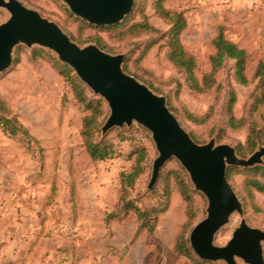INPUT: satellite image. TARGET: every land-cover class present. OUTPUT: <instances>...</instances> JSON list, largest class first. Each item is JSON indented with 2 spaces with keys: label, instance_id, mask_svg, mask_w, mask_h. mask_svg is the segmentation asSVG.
<instances>
[{
  "label": "rangeland",
  "instance_id": "rangeland-1",
  "mask_svg": "<svg viewBox=\"0 0 264 264\" xmlns=\"http://www.w3.org/2000/svg\"><path fill=\"white\" fill-rule=\"evenodd\" d=\"M21 1L58 22L80 45L100 40L106 44L105 51L125 53L124 69L126 66L131 75L165 95L198 143L213 137L219 143H241L247 151L242 157L264 145V140H257L255 149H247L252 126H264V106L250 115L257 85L252 77L258 62L264 61V0H162L167 10L180 12L187 20L181 41L195 56L200 78L212 69L213 41L221 27L229 39L249 52L250 84L235 79V61L228 60L216 74L217 85L202 92L190 87L186 74L169 58L171 23L160 13L159 0H136L131 15L107 27L83 23L61 0ZM8 17L9 12L0 8V23ZM138 23L154 29L137 27ZM36 49L44 53L35 55ZM58 62L65 64L51 50L21 44L16 47L13 65L0 73V118H17L29 133L21 130L9 135L0 122V264H196L191 257L179 255L175 244L181 234L189 239L193 226L206 216V198L195 190L175 158L162 168L155 186L148 188L157 156L151 132L134 124L103 135L101 127L109 113L97 137L111 143L114 153L105 160H93L81 134L88 112L79 103L70 79L61 74ZM72 75H76L74 70ZM85 86L89 95L102 98ZM233 93V113L244 119L239 127L229 122ZM188 113L208 120L192 122ZM142 146L149 152L145 172L126 190L122 174L133 169L137 154L130 156ZM239 168L232 171L231 183L245 198L240 200L246 203L248 223L264 229V193L249 196L250 174L243 169L247 167ZM172 170L168 179L161 178ZM177 172L180 178L184 172L192 185L191 203L181 194ZM123 193L135 206L156 208L150 216H159L154 231L137 232V213L125 208ZM239 221L235 213L218 233L219 245L228 242ZM238 264L246 263L238 259Z\"/></svg>",
  "mask_w": 264,
  "mask_h": 264
},
{
  "label": "water",
  "instance_id": "water-1",
  "mask_svg": "<svg viewBox=\"0 0 264 264\" xmlns=\"http://www.w3.org/2000/svg\"><path fill=\"white\" fill-rule=\"evenodd\" d=\"M61 1L74 15L97 26L120 24L136 4V0ZM0 8L9 12L8 19L0 23V73L13 65L18 45L53 51L107 103L109 115L101 127L103 135L134 124L151 132L157 156L148 188L155 186L162 168L175 158L187 171L195 190L206 198V216L189 233L196 256L226 264H238V259L246 264H264V229L248 223L242 201L228 179L231 167L264 165V145L242 157L235 146L219 143L216 137L198 143L171 110L165 95L125 71V53L113 54L95 43L80 45L58 22L21 0H0ZM235 213L240 221L228 242L219 245L217 235Z\"/></svg>",
  "mask_w": 264,
  "mask_h": 264
},
{
  "label": "trees",
  "instance_id": "trees-1",
  "mask_svg": "<svg viewBox=\"0 0 264 264\" xmlns=\"http://www.w3.org/2000/svg\"><path fill=\"white\" fill-rule=\"evenodd\" d=\"M162 0H159V10L160 13L168 18L171 23V29L168 33V49H169V58L171 62L174 64L175 67L179 68L182 72H184L187 76L188 83L192 89L197 91H206L212 89L214 86L217 85V72L224 67L225 63L228 60L235 61L234 67V76L235 79L244 85L250 84L251 77L248 75L247 66L249 62V52L245 47L240 46L235 41L229 39L223 27L220 28L219 33L214 38V46H215V53L211 56V71L207 72L200 78L197 74V60L193 54L188 52L181 41V32L187 26V20L185 16L180 12H171L167 10L163 4ZM83 23L87 25H92L91 23L87 22L86 20ZM137 27L146 26L149 29H154L152 26L148 24L138 23L136 24ZM94 27H107V26H94ZM73 38V37H72ZM74 39V38H73ZM75 40V39H74ZM97 45H99L102 49H106V44L102 41L98 40ZM44 53L41 49H36L34 54H42ZM61 74L66 75L73 86L74 92L78 98L79 103L81 106L88 112V114L84 117L83 120V128H82V136L84 140V144L87 148L88 153L90 154L93 160H105L111 157L114 153V148L111 143L107 140H99L97 134L99 133V127L103 123L104 119L107 117L109 111L106 106V102L103 98H99L97 96H91L88 94V89L85 84L76 76L72 75V69L60 62L57 63ZM125 70L129 74H133L126 69ZM135 77L138 78L137 75ZM252 79L257 80V85L254 89V92L251 97L250 102V115L252 116L253 113L260 107L264 106V61L260 60L255 68L254 74ZM220 87V84L218 85ZM236 101V96L233 93L232 98L229 102L228 112L230 115V123L235 126L239 127L243 124L244 119H237L233 113L234 103ZM169 106L171 110L175 111L171 103L169 102ZM178 116V115H177ZM188 119L195 123H204L206 122L207 116H198L193 113H188ZM0 122L3 125V129L5 133L9 135H17L21 130L27 132L24 126L17 120L15 117H5L2 116L0 118ZM11 126V128H10ZM193 137V135H192ZM194 138V137H193ZM219 138H221L219 136ZM195 139V138H194ZM196 140V139H195ZM257 140L263 141L264 140V129L259 128L257 125H253L250 129L247 144H248V151L251 152L255 149L257 145ZM199 142V141H197ZM236 150L239 155L246 156V152L243 149L245 146L241 143L236 144ZM137 154L136 163L133 169L130 172H125L122 174L123 179V186L124 189L128 190L129 187H132L135 183V180L139 178L142 174H144L147 161L149 159V152L146 146H142L136 149L132 154L131 158ZM241 168L239 167H232L228 171V179L231 182L232 180V171H238ZM246 173L250 174L247 180L248 186V193L249 196L253 195L254 192H261L264 193V166L257 165L255 167H247L243 168ZM174 170L169 171L167 174L163 173L161 178L168 179V177L173 174ZM178 175L180 174L177 172ZM182 176H177L179 181V187L181 194L184 198L191 203L192 196L191 190L192 185L185 180L184 172H182ZM232 184V183H231ZM234 190L236 191L237 195L241 200L244 201V197L238 192L235 186L232 184ZM125 190V191H126ZM124 191V193H126ZM193 191V190H192ZM194 192V191H193ZM123 193V201L125 204V208L128 210L130 208L135 209L138 219H139V227L137 232H141L142 230L154 231L156 227V222L158 221V214L155 215V218H151L150 216L153 212H156V208L154 209H142L139 206H135L129 202L126 195ZM244 207L246 203L243 202ZM175 251L179 255H186L191 257L196 264H212L210 261H205L197 258L190 247V241L184 235H179L177 238V242L175 244Z\"/></svg>",
  "mask_w": 264,
  "mask_h": 264
}]
</instances>
